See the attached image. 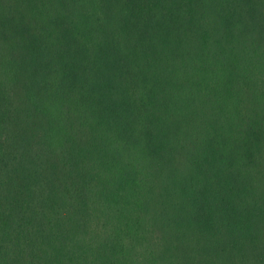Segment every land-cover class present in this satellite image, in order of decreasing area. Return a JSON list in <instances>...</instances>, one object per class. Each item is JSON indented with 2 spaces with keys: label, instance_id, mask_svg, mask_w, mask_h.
I'll list each match as a JSON object with an SVG mask.
<instances>
[{
  "label": "trees",
  "instance_id": "trees-1",
  "mask_svg": "<svg viewBox=\"0 0 264 264\" xmlns=\"http://www.w3.org/2000/svg\"><path fill=\"white\" fill-rule=\"evenodd\" d=\"M0 264H264V0H0Z\"/></svg>",
  "mask_w": 264,
  "mask_h": 264
}]
</instances>
